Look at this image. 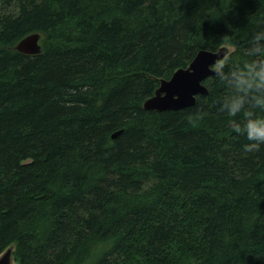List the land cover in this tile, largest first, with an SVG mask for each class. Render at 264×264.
Masks as SVG:
<instances>
[{
	"label": "trees",
	"instance_id": "trees-1",
	"mask_svg": "<svg viewBox=\"0 0 264 264\" xmlns=\"http://www.w3.org/2000/svg\"><path fill=\"white\" fill-rule=\"evenodd\" d=\"M31 33L42 53L16 51ZM223 46L206 96L143 109ZM260 120L264 0H0V254L264 264V143L246 131Z\"/></svg>",
	"mask_w": 264,
	"mask_h": 264
},
{
	"label": "water",
	"instance_id": "water-1",
	"mask_svg": "<svg viewBox=\"0 0 264 264\" xmlns=\"http://www.w3.org/2000/svg\"><path fill=\"white\" fill-rule=\"evenodd\" d=\"M40 33H31L23 37L14 49L25 55H38L42 53ZM230 53L228 46H223L216 51L202 49L196 53L192 61L185 68L173 72L169 79H162L153 95L143 103L147 112L179 111L192 107L197 96H206L207 88L203 82L219 72L218 65ZM116 131L111 135L115 140L120 134ZM13 249L7 248L0 254V264H12Z\"/></svg>",
	"mask_w": 264,
	"mask_h": 264
},
{
	"label": "clouds",
	"instance_id": "clouds-1",
	"mask_svg": "<svg viewBox=\"0 0 264 264\" xmlns=\"http://www.w3.org/2000/svg\"><path fill=\"white\" fill-rule=\"evenodd\" d=\"M239 106H234L233 114L238 111ZM236 131H240L239 128ZM247 139L250 141H259L264 143V120L260 121H249L246 125ZM258 148V145L256 146ZM246 151H252L253 148L250 146H245Z\"/></svg>",
	"mask_w": 264,
	"mask_h": 264
},
{
	"label": "rangeland",
	"instance_id": "rangeland-1",
	"mask_svg": "<svg viewBox=\"0 0 264 264\" xmlns=\"http://www.w3.org/2000/svg\"><path fill=\"white\" fill-rule=\"evenodd\" d=\"M223 63V61L218 65L219 67H220V65ZM12 264H16V263H14V261L12 262Z\"/></svg>",
	"mask_w": 264,
	"mask_h": 264
},
{
	"label": "bare ground",
	"instance_id": "bare-ground-1",
	"mask_svg": "<svg viewBox=\"0 0 264 264\" xmlns=\"http://www.w3.org/2000/svg\"><path fill=\"white\" fill-rule=\"evenodd\" d=\"M219 67V66H218Z\"/></svg>",
	"mask_w": 264,
	"mask_h": 264
}]
</instances>
